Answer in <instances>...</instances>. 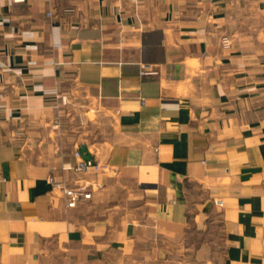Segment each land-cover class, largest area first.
Here are the masks:
<instances>
[{
  "label": "crops",
  "instance_id": "obj_1",
  "mask_svg": "<svg viewBox=\"0 0 264 264\" xmlns=\"http://www.w3.org/2000/svg\"><path fill=\"white\" fill-rule=\"evenodd\" d=\"M0 264H264V0H0Z\"/></svg>",
  "mask_w": 264,
  "mask_h": 264
},
{
  "label": "built area",
  "instance_id": "obj_2",
  "mask_svg": "<svg viewBox=\"0 0 264 264\" xmlns=\"http://www.w3.org/2000/svg\"><path fill=\"white\" fill-rule=\"evenodd\" d=\"M14 2H23L25 0H13ZM47 14L51 16L53 14L52 11H48ZM223 44L225 47L230 46L229 37H223ZM152 71L145 67L143 73H151ZM55 127L59 126V122L56 121L54 124ZM75 156L78 159V162L75 166L68 165L67 168L74 169L79 173H88L92 167H96V165L91 160H85L82 157L81 152L77 149L75 151ZM50 182L54 185V187L62 190L68 207H76L80 202L84 200H88L92 197V190L88 188V185L84 183H78L75 185H69L65 181H56L54 177H50ZM216 203L218 205H222L220 200H217Z\"/></svg>",
  "mask_w": 264,
  "mask_h": 264
},
{
  "label": "water",
  "instance_id": "obj_3",
  "mask_svg": "<svg viewBox=\"0 0 264 264\" xmlns=\"http://www.w3.org/2000/svg\"><path fill=\"white\" fill-rule=\"evenodd\" d=\"M81 153L84 157L85 160H92V156L87 152V147L86 146H83L81 148Z\"/></svg>",
  "mask_w": 264,
  "mask_h": 264
}]
</instances>
